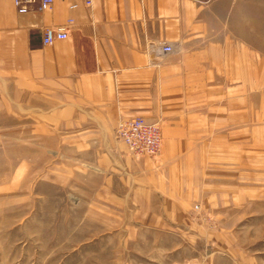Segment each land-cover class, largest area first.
<instances>
[{"label":"crops","instance_id":"obj_1","mask_svg":"<svg viewBox=\"0 0 264 264\" xmlns=\"http://www.w3.org/2000/svg\"><path fill=\"white\" fill-rule=\"evenodd\" d=\"M90 1L19 15L0 0V125L15 123L16 108L90 157L83 186L109 220L189 236L191 206L208 187L209 141L227 139L230 119L242 123L237 93L264 90V0ZM68 21L65 40L43 43L46 28ZM161 43L172 51L157 57ZM135 118L160 122L154 159L132 157L114 138L119 121Z\"/></svg>","mask_w":264,"mask_h":264},{"label":"rangeland","instance_id":"obj_2","mask_svg":"<svg viewBox=\"0 0 264 264\" xmlns=\"http://www.w3.org/2000/svg\"><path fill=\"white\" fill-rule=\"evenodd\" d=\"M236 96L242 123L230 119L227 139L209 141L200 173L208 187L191 206L186 237L143 233L118 214L109 220L83 186L90 157L77 158L69 141L15 108V123L0 125V264H264V90ZM143 120L158 123L155 155H132L114 138L132 157L154 159L161 125Z\"/></svg>","mask_w":264,"mask_h":264},{"label":"built area","instance_id":"obj_3","mask_svg":"<svg viewBox=\"0 0 264 264\" xmlns=\"http://www.w3.org/2000/svg\"><path fill=\"white\" fill-rule=\"evenodd\" d=\"M16 12L25 15L33 9L44 12L50 9L54 0H12ZM86 6H90V0H81ZM76 5H71L70 9H75ZM72 23L68 21L66 26L47 28L43 32V43L51 44L55 40H65L67 38V27ZM155 56L164 57L171 53L170 46L158 44L153 49ZM115 137L127 146L132 155L153 156L160 147V135L158 123L147 122L141 118L120 121L115 128Z\"/></svg>","mask_w":264,"mask_h":264}]
</instances>
